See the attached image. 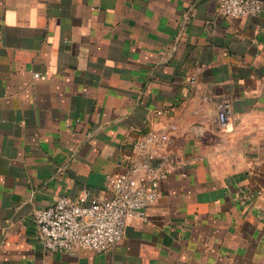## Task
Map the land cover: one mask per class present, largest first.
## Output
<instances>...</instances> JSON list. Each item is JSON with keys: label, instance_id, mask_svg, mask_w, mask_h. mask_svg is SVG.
Returning a JSON list of instances; mask_svg holds the SVG:
<instances>
[{"label": "crops", "instance_id": "obj_1", "mask_svg": "<svg viewBox=\"0 0 264 264\" xmlns=\"http://www.w3.org/2000/svg\"><path fill=\"white\" fill-rule=\"evenodd\" d=\"M262 2L228 17L219 0H0V264H264ZM154 130L168 176L147 219L102 253L48 251L35 212L110 198Z\"/></svg>", "mask_w": 264, "mask_h": 264}, {"label": "built area", "instance_id": "obj_2", "mask_svg": "<svg viewBox=\"0 0 264 264\" xmlns=\"http://www.w3.org/2000/svg\"><path fill=\"white\" fill-rule=\"evenodd\" d=\"M219 11L228 17L256 16L263 11V2L219 0ZM214 111L219 126L227 129L234 114L232 103L217 102ZM176 128L171 125L172 130ZM169 143L170 135L165 130L150 131L137 139L125 170L108 176L110 198L86 189L76 199L60 196L37 210L39 241L51 252L83 248L102 253L117 245L125 235L128 219H147L149 208L157 201L160 183L168 176L167 168L157 160Z\"/></svg>", "mask_w": 264, "mask_h": 264}, {"label": "water", "instance_id": "obj_3", "mask_svg": "<svg viewBox=\"0 0 264 264\" xmlns=\"http://www.w3.org/2000/svg\"><path fill=\"white\" fill-rule=\"evenodd\" d=\"M161 160H162V159L159 158V159L157 160V163H159Z\"/></svg>", "mask_w": 264, "mask_h": 264}]
</instances>
